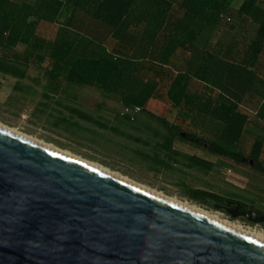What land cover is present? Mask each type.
<instances>
[{"label":"water","instance_id":"1","mask_svg":"<svg viewBox=\"0 0 264 264\" xmlns=\"http://www.w3.org/2000/svg\"><path fill=\"white\" fill-rule=\"evenodd\" d=\"M0 264H264V244L0 129Z\"/></svg>","mask_w":264,"mask_h":264},{"label":"trees","instance_id":"2","mask_svg":"<svg viewBox=\"0 0 264 264\" xmlns=\"http://www.w3.org/2000/svg\"><path fill=\"white\" fill-rule=\"evenodd\" d=\"M170 0H38V8H44L50 20L57 18L63 9H69L70 16L65 24H61L56 40L49 46L36 37L34 28L38 20L28 22L33 17L29 6H16L12 0H0V49L5 58L8 52H15L18 45L25 47L23 54L13 53L9 63L0 62V71L14 77L23 78L26 70L33 62L41 63L48 52L50 70L46 72L48 79L64 77L70 85L91 87L110 94L119 93L125 105L143 107L148 100L156 98L157 84L147 75L152 74L160 83L170 79L167 96L173 104L190 114L211 118L228 127L233 138L241 137V129L246 118L239 113L238 104L224 98L216 91L223 90L222 78H213L207 84L205 80L211 69L213 60L207 52L195 47L189 36L191 21L206 11L208 3L213 2L215 9H220L217 0H184L179 6L182 17L169 13ZM136 13V24L145 23L146 28L139 35L138 45L144 57L136 55L108 52L106 42L122 31L127 18ZM239 16H248L260 23L256 41L250 46L252 52H245L253 65L260 52H254L264 42V0H243L237 8ZM137 36L125 33V48L136 46ZM127 49V48H126ZM180 49L190 52L191 57L184 62L182 72L173 76L166 70L170 52ZM148 53V54H147ZM9 59V58H8ZM221 61L240 65V52H223ZM242 63L249 64L245 59ZM24 67L20 70L18 67ZM190 79H198L205 83L193 92H189ZM216 95V96H215ZM185 140L197 146L207 145L208 150L233 164L264 173L259 160L262 143L255 141L249 156L228 151L215 143H206L192 135H185ZM194 202L203 205H214L226 200L211 193L188 191Z\"/></svg>","mask_w":264,"mask_h":264},{"label":"rangeland","instance_id":"3","mask_svg":"<svg viewBox=\"0 0 264 264\" xmlns=\"http://www.w3.org/2000/svg\"><path fill=\"white\" fill-rule=\"evenodd\" d=\"M184 0H170L171 8L169 13L175 17H182L183 11L179 10V6ZM18 6H29L33 9L31 11L35 14L28 19V22L38 20L34 31L37 38L49 46L56 40L57 33L61 24H65L70 16L69 9H63L59 16L50 20V15L42 8H38V0H12ZM220 9L214 10L216 7L213 2L208 3L206 11L200 17L191 21L189 28V36L185 40L189 41L191 36L195 37L192 44L204 50L209 54L213 60L209 74L205 80L207 84L211 83L213 78H222L223 90L216 91V95L223 94L224 98L231 100L238 104V111L246 118L241 129V137L235 139L230 135L228 127L211 118H204L190 114L180 107L173 104L171 99L167 96L168 88L170 86V79L163 82L154 79L152 74H148L146 79L155 82L157 86L156 98L147 101L156 111L166 110L168 112L178 113L177 120L178 134L192 135L197 139L203 140L206 143H215L222 148L234 152L241 153L245 157L249 156L252 145L255 141L262 143V150L259 160L264 167V114L254 115L257 106L254 104L244 105V93L240 89V73L238 66L233 62H227L226 66L221 61L223 52H238L239 47V26L241 23L240 16L237 13V8L243 0H217ZM229 17L230 22H227L221 17ZM136 13L130 15L123 29L118 34L110 38L105 47L108 52H116L118 54H126L129 57L133 54L141 58L143 50L139 49V35L146 28V24H136ZM0 26V31H1ZM127 33L134 37H138L136 46L132 48L124 47L126 41L123 35ZM25 47L18 45L15 52H8L7 58H11L13 53L23 54ZM35 54H44V60L33 62L28 68V77L23 80H15L11 77L0 76V124L17 130L18 132L40 140L46 144L52 145L55 148L71 153L83 160L97 163L108 170L118 173L138 184H141L149 189L155 190L163 195L171 198H177L183 201L196 204L203 210L218 214L222 219L237 223L245 228H251L257 232L264 234V226L248 223L240 218L233 219L227 216L220 210L213 208V205H203L194 202L185 196V188L181 185H174V187H165L157 183V178L154 176L140 174L128 167L120 166L118 158L110 153L104 154L101 150H95L93 145L94 138L88 136L83 127H78V116L73 112H68L66 108H73L75 105L71 99L66 102L62 96L67 95L72 98L76 96L75 91L82 92L81 95L85 100L87 107H97L99 105L109 104L112 108L119 111L120 116L123 115L126 107H134L132 105H125L122 102V96L117 94H110L104 91H99L91 87H82L77 85H70L65 81L64 77L58 79L46 80L45 70L49 67L48 52H34ZM148 54V53H147ZM5 56L4 51L0 49V57ZM191 57L190 52H183L180 49L170 52L168 66L164 67L168 71L173 72V76L177 75V70L184 69V62ZM170 66V67H169ZM23 70L24 67H18ZM177 69V70H176ZM189 92H193L204 86L205 83L198 79H190ZM86 92V93H85ZM254 94V89L252 90ZM101 94V97H100ZM215 95V96H216ZM146 103V104H147ZM69 106V107H68ZM84 107V106H82ZM139 107V106H138ZM142 108V107H141ZM84 126V125H81ZM221 159L215 169V185L213 187L214 193L225 199L230 200L264 214V173H260L250 168L242 167L233 163L225 162V166L229 169H224ZM229 164V165H228ZM192 181H198V178L192 176ZM201 180V178H199ZM188 178L178 177L172 179L173 184L185 183ZM177 182V183H175Z\"/></svg>","mask_w":264,"mask_h":264},{"label":"crops","instance_id":"4","mask_svg":"<svg viewBox=\"0 0 264 264\" xmlns=\"http://www.w3.org/2000/svg\"><path fill=\"white\" fill-rule=\"evenodd\" d=\"M240 20L238 52H240L241 62L239 65L240 89L244 93L242 103L254 104L258 107L254 115H263L264 42L260 43V47L254 51L260 53L253 65H250L251 61L245 53L252 52L250 46L257 39L260 23L245 15L240 16ZM243 59L249 64L242 63ZM10 60L0 57V62L9 63ZM28 69L23 78H14L2 71L0 76L24 81L28 77ZM49 70L50 67L47 66L44 76L46 80H48L46 72ZM177 71L182 72V69ZM81 93L75 91L76 96L70 98L64 95L62 99L64 98L66 102L72 101L75 105L66 110L78 116L80 129L83 127L89 131L88 136L92 134L95 150H101L104 154L110 153L113 158L117 157L120 166L128 167L140 174L155 175L157 183L161 186L172 188L174 185H181L185 188L184 193L188 199H190L189 190L215 194L213 187L216 165L219 164L220 159L224 163L230 162L211 153L207 145L197 146L185 140L181 133L178 134L177 120L180 116L178 113L166 110L156 111L147 103L142 107V112L131 120L128 116H120L119 111L117 112V109H113L109 104L87 107ZM224 163H222L223 170L229 169ZM192 176L198 178V181H192L190 179ZM178 177L182 180L188 178V181L173 184L172 179Z\"/></svg>","mask_w":264,"mask_h":264},{"label":"bare ground","instance_id":"5","mask_svg":"<svg viewBox=\"0 0 264 264\" xmlns=\"http://www.w3.org/2000/svg\"><path fill=\"white\" fill-rule=\"evenodd\" d=\"M0 129L4 130V131H6V132H8L10 134H13L15 136H18V137H20L22 139H25L27 141H30V142H32V143H34L36 145L44 147V148H46L48 150H51V151H53L55 153H58V154H60V155H62L64 157H67L69 159L77 161V162H79V163H81V164H83L85 166H88V167L94 169V170H97V171L102 172L104 174H107V175H109L111 177H114V178H116V179H118L120 181H123V182H125L127 184H130V185H132V186H134V187H136L138 189L146 191V192H148V193H150V194H152V195H154L156 197H159V198H161L163 200H166L167 202L172 203V204H174V205H176V206H178V207H180V208H182L184 210H187V211H189L191 213H194L196 215L204 217V218H206V219H208V220H210L212 222L220 224L221 226H224V227H226V228H228V229H230L232 231H235V232H237V233H239V234H241L243 236H246V237H248V238H250L252 240H255V241H257V242H259L261 244H264V234H262L260 232H257V231H255V230H253L251 228H245V227H243L240 224L224 220L218 214L207 212V211L203 210L202 208L198 207L196 204L190 203L188 201H183V200H180V199H177V198L167 197V196L163 195L162 193H159V192H157L155 190L149 189V188H147V187H145V186H143L141 184H138V183H136V182H134V181H132V180H130V179L118 174V173L112 172V171L108 170L107 168H104L103 166H101V165H99L97 163H93V162H89V161L83 160V159H81V158H79V157H77V156H75V155H73L71 153L59 150V149L55 148L52 145L46 144V143H44V142H42L40 140H37L35 138H32L30 136L24 135V134L18 132L17 130L5 127V126H3L1 124H0Z\"/></svg>","mask_w":264,"mask_h":264},{"label":"flooded vegetation","instance_id":"6","mask_svg":"<svg viewBox=\"0 0 264 264\" xmlns=\"http://www.w3.org/2000/svg\"><path fill=\"white\" fill-rule=\"evenodd\" d=\"M237 204H239V203H236V202H233V201H230V200H226L225 202L219 204L222 207L220 209V211L227 215L226 209H234V208H236ZM248 210H252V209H250V208L244 206L243 204H241V207L239 208V211L246 212ZM227 216H229V215H227ZM240 219L244 220L243 218H240Z\"/></svg>","mask_w":264,"mask_h":264},{"label":"built area","instance_id":"7","mask_svg":"<svg viewBox=\"0 0 264 264\" xmlns=\"http://www.w3.org/2000/svg\"><path fill=\"white\" fill-rule=\"evenodd\" d=\"M221 17L223 19H225L227 22H230L231 19L229 17H225L224 15H221ZM142 112V108L138 107V106H134V107H126L124 109L123 115L124 116H128L131 120H133L135 118L136 115L140 114Z\"/></svg>","mask_w":264,"mask_h":264}]
</instances>
